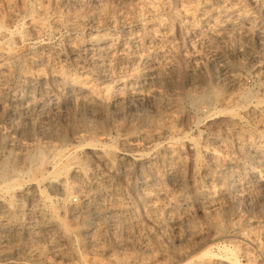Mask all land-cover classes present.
Listing matches in <instances>:
<instances>
[{"label": "rangeland", "instance_id": "rangeland-1", "mask_svg": "<svg viewBox=\"0 0 264 264\" xmlns=\"http://www.w3.org/2000/svg\"><path fill=\"white\" fill-rule=\"evenodd\" d=\"M199 1H201V2H199ZM211 3H212V5H211ZM226 5H227V7H226ZM208 6H210V9ZM150 7L152 8V10ZM239 7H241V8H239ZM135 8H136V11H135ZM202 8H203V10H202ZM205 8L207 11L205 10ZM221 8H223V9H221ZM130 9H131V11H130ZM239 9H241V10L239 11ZM10 10L13 12V14ZM119 10H121V11H119ZM235 11H236V13H235ZM41 12H42V16H41ZM104 12L105 13L107 12V13L105 14ZM121 12H123V14ZM210 12L213 14H211ZM222 13H224V14H222ZM191 14H193V15H191ZM242 14H244V15H242ZM102 15H104V16H102ZM122 15H123V17H122ZM99 16L100 17L102 16L104 19L100 18ZM125 17H126L127 21L124 19ZM231 17L234 19H232ZM99 18L101 21L103 19V22H101L99 20ZM128 18H130V19H128ZM96 19L98 22L99 21L100 22L98 23L96 21ZM91 20H93V21H91ZM94 20L97 22V24H101V25L97 26V24H92V23H96ZM200 20L203 21L204 23H202ZM87 21H89V22H87ZM119 21H120V23H119ZM37 22H38V24H37ZM74 22H76V23H74ZM108 22H109V24H108ZM121 22L123 23L122 24L123 26L121 25ZM165 22H167V24ZM70 23H73L75 26L73 24H70ZM102 23L103 24L106 23V24L103 25ZM36 24H37V26H36ZM77 24H78V27H77ZM146 24H148V25H146ZM95 25L97 27H95ZM124 25H125V27H124ZM75 27H77V28H75ZM98 27H99V29H97ZM38 29H39V31H38ZM135 29H137V30H135ZM214 29H216V30L219 29L221 34L225 33L224 34L225 36L222 34V36L220 38L219 37L214 38L215 36L212 34V31H214ZM3 30L5 31V33H3L4 32ZM160 30H161V32H160ZM163 30H165V31H163ZM263 30H264V0H239V1L238 0H234V1L233 0H225V1L224 0H221V1L220 0H139V1L138 0H117V1L116 0H103V1L102 0H0V42H1L0 43V49H1L0 55H2V56H0L1 57L0 60H2L3 58L7 59V60L3 59L5 61V64H4L5 66L3 65L2 68L4 69V67H5L4 70H5V72L8 73L7 85H10V86L12 85V87H14L13 91H11L14 94L10 92L11 93L10 95H12L16 99L23 98L24 95L26 94V91H27V87H28V83H29L28 81H30L29 79H32L31 82H33L35 84V86H37L38 90H41L43 88L42 93L40 95V98H41V100L44 99L43 100V102H45L44 107L46 106L45 108L48 110V113L50 112L46 116L47 118L46 117L42 118L41 119L42 121H40V122H42L46 127L49 126L52 128V125H53L52 129H53V131H55L57 133L59 131L64 132L65 131L64 129L67 128L68 130L66 129L65 134L63 133L65 135V139L63 141V142H65V144L75 145L78 143L85 142L87 140H93V141L95 140L101 144H105L108 146L110 144L112 145L113 152L108 153L107 157L111 161H114L113 166H105L104 163H102L103 161H101L100 158L97 157V153L90 151V149L87 147H84L81 150V152H82L81 155H84L86 157L87 166L88 165H100L104 172L110 173L111 175L113 174L112 176H115L113 178L116 181L117 191L119 192V193H116L117 197L119 196V198H118L119 202L115 206L120 208V211L124 210L121 212V215L122 214L123 215L121 216V224L118 228H114V226L111 223H109L108 221L106 222L105 229L99 234V237H97L98 240H96L95 247H94V245L90 247V246L84 244V242L80 239L79 230L82 228H85L87 226L86 223L85 224H84V222L81 223V221H73L72 222L68 219L70 221V223L72 222L71 223L72 226H71L69 221L65 217H61L64 222L66 221L65 222L66 224L68 223L67 227L69 229L67 230L68 232L66 231L65 235L62 236L63 240L61 239V241H59V243L61 244L60 245V247H61L60 253L58 252L59 254L55 253L54 251L51 250L50 245H49L50 244L49 239H47L45 237L40 238V240H36V241L24 240L23 238L17 239V240L14 239V240H11V242H10L9 246H10L11 252L7 253L8 256L6 254L0 253L2 255V257L0 255V264H22V263L23 264H29V263L30 264H112V263L113 264H145V263L146 264H188V263L189 264H198L199 262H200L199 264H227L225 251L221 248L222 244H227L231 249H234L235 251H237L236 253L238 256V260L241 264H264V168H263L264 167V161H263L264 160V153H263L264 152V136H263L264 135L263 134L264 133L263 132L264 131V124H263V122H264V120H263L264 119L263 118L264 117V115H263L264 109L258 110L259 114L257 115L259 118L262 119L261 120L262 123L257 122L256 117H253L252 115L248 114L249 117H247L248 115L244 110H242V109L239 110L240 120L238 123L239 124L238 128L241 127L242 130L239 129V131L242 133L241 136L243 137V142L239 146V145H236V141H235L234 136L232 137V135L226 134L222 131H219L218 133H216L217 135L212 136L211 128H209V125L206 124L207 123L206 121H203V117H204L205 113L207 111H209L210 109H212V108L218 109L219 106L222 108H225V107L229 108L231 106H235L239 99L237 97H234V98H231V100H229L228 102L220 101L218 96L216 95L217 94L216 92H218L219 90L217 88L215 89L216 84L212 81H210V82L207 81V83H205L206 86L204 85L205 86L204 92L212 93V96L210 97L209 101H206L204 103H203V101H200V103H198V105H196L193 102H191V99L188 97V94H187L188 92H193V90H194V88H192V85L189 83V80L187 78V77H189L191 72L193 73L195 71V69H198V68L201 69V67L203 65V67L201 69L203 75H205L206 77H209V75L212 76L211 75V69H209L210 63L213 59H215V58L217 59L218 55H221L224 58L225 62L229 65V67L231 69H234L233 71L235 73L238 72V74L237 73L236 74L242 79V81L245 80L244 85H246V84L248 85V86L246 85V87L250 88L257 96L264 97V83H263L264 81L261 78V73H259L258 71H256V69L253 68L252 63L250 64V62H253L252 58L256 57V59L258 58L259 60H261V58H262L263 60H261V63H263V65H264V62H263L264 61V39H263L264 38L263 37L264 31ZM222 31H224V32H222ZM104 32H106L105 35L103 34ZM124 32H125V34H124ZM128 33L129 34L131 33V34L129 35ZM163 33H164V35H163ZM166 33L167 34L169 33V34L166 35ZM20 34H21V36H20ZM94 34H96L95 39H94V37H95ZM119 34H120V36H119ZM260 34H262V35H260ZM102 35H104V36H102ZM238 35H240V36H238ZM18 36H20V38ZM158 36H160L161 38L160 37L158 38ZM245 36L249 37L250 40L248 38H246ZM258 36H260V37H258ZM140 37H141V39H140ZM106 38H108V39L106 40ZM157 38H158V40H157ZM13 39H15V41ZM138 39L140 41V44H139ZM197 39H198V41H197ZM83 40L87 41V42H83ZM88 40H89V42H88ZM232 40H234L236 43ZM12 41H14V42H12ZM217 41H219V42H217ZM148 42H149V44H147ZM161 42L163 43V45ZM221 42H223V44ZM69 43H72V44H69ZM101 43L104 45H101ZM240 43H241V45H240ZM243 43H244V45H243ZM141 44H142V46H141ZM206 44H208V45H206ZM258 44H260V45H258ZM12 45H13V47H12ZM70 46L71 47L74 46L76 49L75 50L76 52L70 51L71 50ZM207 46H208V51H207ZM222 46H223V48H222ZM85 47H87V48H85ZM140 47H142V48H140ZM233 47H235L236 49H239L241 51H244L245 48H246V50L248 49V51H247V52H249L248 55L252 56V57H249L247 55V57H248L247 59L249 61L246 59L245 54L244 55H237L236 57H232L230 55V53H228L229 52L228 48L230 50V48H233ZM16 48H17V51H16ZM160 48L162 50H160ZM164 48L166 50H164ZM221 48L224 51H222ZM7 49H9V51H7ZM12 49H14V50H12ZM109 49H110V51H109ZM98 50L101 52H99ZM115 50H116V52H115ZM133 50L134 51L136 50V51L134 52ZM10 51H12V52H10ZM108 51L110 53H111V51L114 53L110 54ZM107 52H108V54H107ZM10 53H13V54L11 55ZM74 54L77 57H74L75 56ZM80 54H83V55H80ZM87 54H89V55H87ZM154 54H155V56H154ZM171 54H172V56H171ZM161 55H162V58H161ZM260 55H262L261 58H260ZM144 56H146V57L148 56V59L150 61H152L153 64H156V66L161 71V74H160L161 76L167 75V73L169 72V70H167V69H169L170 66L172 68L175 67V69H177V70L181 69V70L177 71V73H176L177 75L175 77V79L178 77H179L178 79H180V80L176 79L178 86H176L177 85L176 84L173 87V89L175 88L174 90H176V91H174L173 89H169V87H167V86L161 87V89H163L162 90V92H163L162 94H164L163 97L165 99H168L167 97L170 96V98L168 100L172 101L171 105L167 106L168 108L167 107L162 108V112L164 114H166V116H168L167 121H169L171 118L175 119L173 121L174 123L172 122L173 124L169 123V122L168 123L164 122L167 125L164 123H161L160 125L159 124H153V125L151 124L150 125V123H147V122L142 123L144 121V118H143L144 116H146V115H148L146 117H149L150 115L153 116V113H154V111H151V110H153V108L149 104L148 105L146 103L143 104V102L142 103L139 102V103H141V105L139 103H138V105H137V103H134L132 106L129 105V107H127L128 104L123 103V104H121V106L118 105L119 106V108L117 107L118 109L115 108L116 106H114V108H113L112 107L113 105H109V106H106L104 108V110H106V111L103 110L104 113H102V115H99L97 113L94 115L93 112L92 113L87 112V111L82 110L78 107H73L70 104L71 99H69L68 94H66L65 92H66L67 86H69V84H71L72 81L74 83H78L81 80L82 82H84V84L86 82V85L88 87H90V89L92 91H94L93 92V93H95L94 95L98 99H101V100H104L106 98L109 99L111 97L110 100L113 101V100L119 98V96L125 95L126 93L128 94L131 91L136 90V87L138 86V81L140 79H142L143 74H145V72H146L145 68L143 67V65L141 63V62H143V59L145 58ZM152 56H154L155 60ZM73 57H74V59H73ZM118 57H121V59L118 60ZM133 57L135 58V60H132V59H134ZM142 57H144V58H142ZM207 57L211 58L212 60L208 59ZM237 57H240V58H237ZM75 58H77L78 60L76 61ZM111 58L114 59V61H112L113 62L112 67H114V68L111 67L112 69L110 68L108 71L105 72L103 68H105L104 66L106 64L111 63V62H109V60ZM229 58H231V59L233 58V60H231ZM235 59L237 61H235ZM8 60H10V61H8ZM45 60H48V61H45ZM49 60L52 61L53 63L50 62ZM136 60L138 62H136ZM193 60H194V62L192 63ZM107 61H108V63H107ZM118 61H120L121 65L118 64ZM232 61H233V63H232ZM36 62H39V63H36ZM93 62H95L98 65H96ZM101 62H102V64H101ZM122 62L123 63L125 62L126 64L124 65ZM134 62H136L137 64H135ZM42 63L45 66H43ZM46 63H48V64H46ZM56 63L58 65V67H56L57 66ZM74 63H76V65H77L76 67H75ZM116 63L118 65H116ZM79 64H80V66H79ZM114 64H115V66H114ZM9 65H11V66H9ZM53 65H56V66H53ZM93 65H94V67H93ZM111 65H112V63H111ZM230 65H232V66H230ZM233 65L235 68L233 67ZM34 66L37 69H35ZM84 66H86V67H84ZM118 66H120V68H118ZM123 67H124V69H123ZM134 67H135V70L133 69ZM31 68H33L34 70ZM63 68H65V69H63ZM73 68H75L74 69L75 71L73 70ZM99 68H100L101 72H100ZM172 68H170V69H172ZM251 68H253V69H251ZM115 69H116V71H115ZM36 70H39V71H36ZM91 70H92V72H91ZM111 70H112L113 74H110ZM118 70H119V72H118ZM124 70H125V72H123ZM188 70H190V72ZM67 71H69V72H67ZM72 71H73V74H72ZM96 72L99 74H97ZM107 72H109L108 78H107V76H105V75H107ZM207 72H208V76H207ZM27 73H28V75H27ZM29 73H32V74H29ZM179 73H180V75H179ZM257 73L260 76L261 80L259 79V76H257ZM38 74L39 75L45 74L44 76L48 79V82L43 85L44 87L41 85H37V79L39 78ZM87 74H89V75H87ZM103 74H104V77H103ZM218 74L219 73L215 74V76H217V78L215 77V79H218L221 77L220 74H219V76H218ZM33 75H34V78H33ZM115 75H116V77H115ZM13 76H15L16 78L14 77V79H13ZM87 77H88V79H87ZM58 78H59V80H58ZM123 78H124V80H123ZM90 79H91V81H90ZM108 79H109V81H108ZM135 80H137L136 81L137 83L135 82ZM179 81H180V84L178 83ZM122 82H123V84L121 85ZM18 83H19V85H18ZM59 83H61V85ZM55 85H56V87H55ZM250 85H252V86H250ZM2 86H5V84ZM47 87L52 89V90L48 89ZM21 88H22V90L24 89L23 90L24 92L21 90ZM191 89H192V91H191ZM257 90H258V92H256ZM49 91H51V92H49ZM171 92L173 95H176V96L173 97L172 94L170 95ZM110 93L111 94L113 93L112 94L113 96ZM119 93H121V94H119ZM114 94L115 95L117 94V95L114 96ZM198 94H202V93L200 92ZM58 95H61V96L57 97ZM55 97L57 98V100L59 99L58 100L59 101L58 106H56V105L54 106V104L51 103V98H55ZM171 97H173V98H171ZM214 97H217V99ZM7 98H8V100H7ZM9 98L10 97H2L3 101L5 100V102H3V101L2 102L7 105ZM174 98H178V99H174ZM220 102H222L224 106ZM63 104L66 107H64ZM233 104H235V105H233ZM49 106H51V107H49ZM120 107H122V108H120ZM56 108H58V110ZM129 108L130 109L132 108V110H130ZM175 108L177 109L178 113L176 112ZM145 109H147V110H145ZM1 111H0V114H2V115L0 118V136H3L4 134H7V132L9 131V125L7 126V124L9 123L7 117H9V115H8V113H6V114L3 113L4 112L3 110H1ZM168 111H170V112H168ZM61 112H63V113L66 112V113L62 114ZM260 112H262V114ZM80 113L83 116H81ZM57 114H59V115H57ZM136 114H137V116H136ZM138 114L140 116H143V115L144 116L140 118V116ZM169 114L171 115L170 119H169V117H170ZM225 114L226 113H220V114L218 113L213 117V119H217L218 117L222 118L225 116ZM5 115H6V117H5ZM57 116L61 119H59ZM107 116H109V118ZM48 117H50V118L48 119ZM5 118L7 119V121ZM84 118L86 119V122H88V121L90 122V123L88 122L89 125L93 126L92 130H89L88 126H86L87 123L85 122ZM125 118H126V120H125L126 122H123ZM195 118H197V119H195ZM3 119L5 121H2ZM102 119L104 120V125L102 124L103 123ZM131 119H132V121H131ZM133 119L136 121L135 123H134ZM249 119H251V121ZM60 120H62V122ZM92 120H93V123L95 125L92 124ZM178 120L179 121L181 120L180 123ZM194 120H197L198 122L195 121L196 122L195 123ZM68 121H70V122H68ZM75 121H76V125H75ZM108 121H110L111 123ZM182 121H183V123H182ZM58 122L60 123V125H58L59 124ZM80 122H82L84 124H82ZM100 122H102V123H100ZM127 122H128L129 127L123 126V125H127ZM132 122L134 123L133 124L134 128L132 126ZM252 122H254V123H252ZM255 122H257V123L255 124ZM56 123H58V124H56ZM77 123L79 126L77 125ZM106 123L110 126H113L115 124L117 127L114 125L113 128L111 127V129H114V130H110V126H108ZM99 124L101 127L99 126ZM118 124L120 125V127H118L119 126ZM144 124H147V125L144 126ZM163 124H164V126H163ZM71 125H72V127H74V126H77V127H75V129H71L72 128ZM172 125H174V126H172ZM259 125L261 126L260 127L261 129L259 128ZM64 126H66V127H64ZM131 126H132V131H129ZM137 126H139L138 129H137ZM248 126H249V128H248ZM6 127H8V129ZM57 127H59L60 130H57L58 129ZM122 127L123 128L126 127L127 129L126 128L123 129ZM143 127L144 128L147 127V128H145L146 130ZM82 128H83V130H82ZM255 129H256V131H255ZM147 130L150 132H148ZM183 130L185 133L183 132ZM81 131H82V133H80ZM126 131H128V132H126ZM161 131H162V133H161ZM181 131H182V133H181ZM207 131L210 132L211 135ZM90 132H92V133H90ZM111 132H112V134H111ZM139 132L140 133L147 132V133L151 134V135L149 134V136H148V140H149V138L151 140V141H149V145L151 146V148L149 145H148L149 147H146V145H144L145 143L142 142V140L140 138L141 134ZM199 132H201V133L199 134ZM66 133H67V135H66ZM101 133L103 136L101 135ZM127 133H129V134H127ZM154 133H156V135ZM159 133H161V134L159 135ZM165 133H167V134H165ZM255 133L258 136H256ZM106 134H108V135H106ZM130 134L132 135L133 138H135V136H136V139L134 141L136 142L137 147L135 149H133L135 152L131 150V151H128L127 153H125L124 152L125 150H123V148H124L123 142L126 140V138H127V140L132 138ZM182 134H184V135L181 136ZM124 135H127V136H124ZM205 135L207 137L209 136V137H214L215 139L217 138L216 140L220 143L219 144L217 142L219 146L214 147L210 144L209 145L207 143L205 144V142L203 140L204 137H206ZM220 135H221V137H220ZM67 136H68V138H67ZM79 136H80V138H79ZM83 136H85V137H83ZM186 136L188 139L185 138ZM190 136H192V137H190ZM250 136H251V139H250ZM75 137L78 139H76ZM154 137H155V139H154ZM183 137H184V139H182ZM35 138L37 140L34 139L33 144H35V143H36L35 145H44L45 144V142H43V140L44 141L46 140L44 137H43L44 139L42 138L43 140H41L40 135H36ZM84 138L86 140H84ZM92 138H94V139H92ZM168 138H170L171 140L170 139L167 140ZM174 138H176V139H174ZM195 139L198 142L195 141ZM244 139H245V141H244ZM231 140H233V141H231ZM254 140H255V142H254ZM0 141H1L0 142V155L4 158L6 157L8 159H10V158L12 159L13 154H11L9 152V150L4 147L3 141L1 140V138H0ZM48 141H49V138H48ZM193 141H195V142H193ZM49 142H50L49 144H51L50 146H53L54 144L58 143L53 138H50ZM137 142H139V143H137ZM114 143H117V145ZM249 143L251 144L250 146H249ZM256 143H258V144H256ZM194 144H196V145H194ZM232 145H234V146H232ZM164 146H165V148H164ZM179 146H180V148H179ZM194 146H195V148H194ZM206 146H207V148H206ZM188 147H190V148H188ZM196 147H198V148H196ZM257 147H258V149H257ZM166 148L167 149L172 148V150H174V152L176 154L178 153L177 154L178 159L179 160L182 159L181 160L183 162L182 167H181L182 169H180L177 172L179 174L178 179H180V181L174 180V178L172 176L173 172L171 170L169 163L168 162L166 163V161L162 160L161 155L163 154V150H165ZM204 148H206V149H204ZM119 149H120V151H119ZM154 149H156V150H154ZM190 149H191V151H190ZM232 149H234L235 151H233ZM253 149H257V151H258L257 157H254V155H253L254 154ZM2 150H3V152H2ZM136 150L138 151V153ZM145 151H147V152L145 153ZM199 151H201V152H199ZM209 151L214 153V155H216V157L214 159L210 158L207 155V154H209ZM244 151H246V152H244ZM190 152L191 153L193 152V153L190 154ZM156 153L159 155H157ZM109 154L111 155V157ZM117 154H118V157H117ZM196 154H197V156H196ZM113 155H114V157H113ZM148 155H149V157H148ZM247 155H249V157ZM157 157H158V159H155ZM189 157H190V159H188ZM246 157L248 159H246ZM118 158H120V159H118ZM128 158H129V161H128ZM131 158H133V159H131ZM235 158H236V162H235ZM96 159L97 160L99 159L98 162L95 161ZM138 159H140V160H138ZM228 159H230V160H228ZM254 159L256 160V162ZM194 160H195V162H194ZM199 160H201V161H199ZM214 160H216V161H214ZM221 160L224 162H222ZM239 161H240V163H238ZM250 161H251V163H250ZM147 162H149V163H147ZM121 163H122V165H121ZM128 163H129V165H128ZM137 163L139 165L142 164L144 166L143 167L144 170H145V168H146L145 166L147 164L150 165V168L153 167L152 169H150L148 167V178L150 180V181H148V184L151 182L150 183L151 185L146 184V185L139 186L136 184V181H137L136 180V172L139 168V165ZM198 163H199V165H198ZM235 163H237V164H235ZM119 164H120V167H119ZM126 164L128 166H126ZM136 165L138 167H136ZM244 165H245V167H243ZM187 166H188V168H186ZM233 167H235V168L232 169ZM108 168L111 171H109ZM130 168H132V169H130ZM158 168H160V169H158ZM165 168H166V170H165ZM202 169L207 171V172L202 171ZM209 169L211 171L212 170L213 171L211 172ZM151 172H152V176L150 175ZM181 172H182V174H181ZM188 172H189V174H188ZM128 173H130V174H128ZM160 173H162V174H160ZM234 173H236V174H234ZM174 174H175V172H174ZM211 175H212V177H211ZM202 176H203V178H202ZM223 176L226 178H224ZM68 177L69 176H67L66 178L68 181H70L71 178L70 177L68 178ZM131 177H132V179H131ZM238 178H240V179H238ZM170 179H171V181H170ZM211 179H212V182L210 181ZM128 181H129V183H128ZM156 181H157V183H156ZM130 183H131V185H130ZM205 183H206V185H205ZM213 184H214L215 188L213 187ZM125 186H127V187H125ZM180 186L183 188H181ZM148 187H150V188H148ZM164 188H165V190H164ZM212 188H214V190ZM138 189H139V191H138ZM217 189H218V191H217ZM226 189H228V190H226ZM147 190H149L150 192L148 191V193L151 194L149 199L147 197L145 198V196H144V193ZM152 190H153V192H152ZM212 191H213V193H212ZM214 191H215V193H214ZM75 193H77V194H75ZM161 194H163V196ZM83 195H84V193H82V192H74V193L72 192L70 194V196L68 197V199L64 201V205L68 206L70 203L71 204L79 203V200L82 201L85 198V195L84 196ZM173 196H175V197H173ZM180 197L182 199H180ZM120 199H122V200H120ZM68 200H70V201H68ZM206 200H207V202H205ZM202 203H204V205H202ZM168 204H170V206ZM50 205L51 204L49 203V201L44 202V206H45L44 208L46 211H48L51 207L54 208V205H51V206ZM161 206H162V208H161ZM159 208H160V210H159ZM126 209H127V211H126ZM129 210L132 213L131 212L128 213ZM12 211L13 210H11L10 214L8 213L7 217H5L8 221V224L10 225V227H14L15 222L18 226H23L25 224V221H24L25 217H23V216L20 217V215H19V217L17 216L18 218H16V213H14V212L12 213ZM184 211H185V213H184ZM157 212H158V214H157ZM217 212H218V214H216ZM186 213H187V215H185ZM226 213H228V215ZM162 215H163V217H162ZM211 218H212V220H211ZM164 219H166V220H164ZM163 222H164V224H163ZM122 223L126 224V226ZM122 225H124V226H122ZM125 228H127V229H125ZM101 234L104 237H102ZM69 237H70V239H69ZM77 238H78V240H77ZM101 238H103V240ZM74 239H76V240H74ZM122 239H123V242H122ZM44 240H45V242H44ZM64 240H66V241H64ZM107 241H108V243H107ZM214 243H216V244L214 245ZM211 244L214 245L211 248V253H215V255L213 257L208 258L206 256L203 258V257L199 256V257H194L192 259L187 260L194 253H196V251L201 246H207V245L209 246ZM40 246H42V247H40ZM31 247H33V248H31ZM14 249H16V250H14ZM222 250L224 252H222ZM192 252H194V253H192ZM33 254H37L40 257H36L35 255L33 256ZM9 255H11V257ZM31 256H33V257H31ZM85 256H87V257H85ZM220 256L222 259L220 258ZM34 257L36 260L34 259ZM8 259H10V260H8ZM221 260H223V261H221Z\"/></svg>", "mask_w": 264, "mask_h": 264}, {"label": "bare ground", "instance_id": "bare-ground-1", "mask_svg": "<svg viewBox=\"0 0 264 264\" xmlns=\"http://www.w3.org/2000/svg\"><path fill=\"white\" fill-rule=\"evenodd\" d=\"M103 1V0H102ZM117 1V0H116ZM139 1V0H138ZM221 1V0H220ZM225 1V0H224ZM234 1V0H233ZM239 1V0H238ZM114 2V1H113ZM121 2V1H120ZM147 2V1H146ZM198 2V1H197ZM196 2V3H197ZM201 2V1H199ZM203 2V1H202ZM209 2V1H208ZM241 2V1H240ZM58 3V2H57ZM89 3V2H88ZM111 3V2H110ZM117 3V2H116ZM115 3V4H116ZM133 3V2H132ZM195 3V4H196ZM210 3V2H209ZM221 3V2H220ZM102 4V3H101ZM112 4V3H111ZM125 4V3H124ZM134 4V3H133ZM139 4V3H138ZM146 4V3H145ZM202 4V3H201ZM222 4V3H221ZM44 5V4H43ZM106 5V4H105ZM209 5V4H208ZM212 5V3H211ZM210 5V6H211ZM219 5V4H218ZM234 5V4H233ZM9 6V5H8ZM39 6V5H38ZM104 6V5H103ZM127 6V5H126ZM150 6V5H149ZM210 6L209 9H210ZM263 6V5H262ZM15 7V6H14ZM141 7V6H140ZM139 7V8H140ZM148 7V6H147ZM186 7V6H185ZM206 7V6H205ZM220 7V6H219ZM227 7V5H226ZM12 8V7H11ZM44 8V7H43ZM101 8V7H100ZM149 8V7H148ZM151 8V7H150ZM181 8V7H180ZM198 8V7H197ZM207 8V7H206ZM205 8V10H206ZM241 8V7H239ZM121 9V8H120ZM184 9V8H183ZM208 9V8H207ZM212 9V8H211ZM223 9V8H221ZM2 10V9H1ZM101 10V9H100ZM152 10V8H151ZM190 10V9H189ZM203 10V8H202ZM241 9H239L240 11ZM245 10V9H244ZM11 11V10H10ZM42 11V10H41ZM121 11V10H119ZM124 11V10H123ZM128 11V10H127ZM131 11V9H130ZM135 11H136V8H135ZM142 11V10H141ZM192 11V10H191ZM190 11V12H191ZM207 11V10H206ZM238 11V10H237ZM12 12V11H11ZM125 12V11H124ZM129 12V11H128ZM144 12V11H143ZM189 12V11H188ZM213 12V11H212ZM105 13V12H104ZM107 13V12H106ZM105 13V14H106ZM123 14V12H121ZM127 13V12H126ZM133 13V12H132ZM135 13V12H134ZM140 13V12H139ZM145 13V12H144ZM211 13V12H210ZM209 13V14H210ZM216 13V12H215ZM221 13V12H220ZM228 13V12H227ZM226 13V14H227ZM236 13V11H235ZM239 13V12H238ZM13 14V12H12ZM44 14V13H43ZM103 14V13H102ZM125 14V13H124ZM128 14V13H127ZM146 14V13H145ZM213 14V13H211ZM224 14V13H222ZM246 14V13H245ZM99 15V14H98ZM130 15V14H129ZM193 15V14H191ZM196 15V14H195ZM200 15V14H199ZM233 15V14H232ZM231 15V16H232ZM244 15V14H242ZM10 16V15H9ZM14 16V15H13ZM41 16H42V12H41ZM104 16V15H102ZM100 17V18H103V17ZM142 16V15H141ZM208 16V15H207ZM26 17V16H25ZM48 17V16H47ZM59 17V16H58ZM108 17V16H107ZM123 17V15H122ZM130 17V16H129ZM191 17V16H190ZM242 17V16H241ZM41 18V17H40ZM93 18V17H92ZM96 18V17H95ZM94 18V19H95ZM99 18V20H100ZM222 18V17H221ZM232 18V17H231ZM236 18V17H235ZM240 18V17H239ZM104 19V18H103ZM103 19L101 22H103ZM106 19V18H105ZM126 20V17L124 18ZM130 19V18H128ZM190 19V18H189ZM200 19V18H199ZM214 19V18H213ZM234 19V18H232ZM119 20V19H118ZM124 20V21H125ZM140 20V19H139ZM242 20V19H241ZM86 21V20H85ZM90 21V20H89ZM87 21V22H89ZM93 21V20H91ZM95 21V20H94ZM97 21V19H96ZM95 21V22H96ZM99 21V22H100ZM105 21V20H104ZM111 21V20H110ZM117 21V20H116ZM123 21V20H122ZM127 21V20H126ZM201 21V20H200ZM238 21V20H237ZM98 22V21H97ZM96 23H92V24H97ZM98 22V23H99ZM107 22V21H106ZM131 22V21H130ZM161 22V21H160ZM202 23H204L203 21H201ZM212 22V21H211ZM210 22V23H211ZM229 22V21H228ZM76 23V22H74ZM120 23V21H119ZM147 23V22H146ZM150 23V22H149ZM148 23V24H149ZM167 24V22H165ZM236 23V22H235ZM38 24V22H37ZM36 24V26H37ZM70 24H73V23H70ZM103 24V23H102ZM106 24V23H104ZM103 24V25H104ZM109 24V22H108ZM112 24V23H111ZM123 23L121 22V25ZM146 24V25H148ZM153 24V23H152ZM191 24V23H190ZM201 24V23H200ZM199 24V25H200ZM220 24V23H219ZM35 25V24H34ZM41 25V24H40ZM74 25V24H73ZM85 25V24H84ZM98 25H101V24H97ZM128 25V24H127ZM165 25V24H164ZM188 25V24H187ZM211 25V24H210ZM217 25V24H216ZM243 25V24H242ZM246 25V24H245ZM14 26V25H13ZM39 26V25H38ZM44 26V25H43ZM75 26V25H74ZM73 26V27H74ZM95 25V27H97ZM123 26V25H122ZM162 26V25H161ZM201 26V25H200ZM226 26V25H225ZM233 26V25H232ZM231 26V27H232ZM238 26V25H237ZM252 26V25H251ZM77 27H78V24H77ZM75 27V28H77ZM125 27V25H124ZM147 27V26H146ZM163 27V26H162ZM161 27V28H162ZM168 27V26H167ZM4 28V27H3ZM57 28V27H56ZM72 28V27H71ZM74 28V29H75ZM143 28V27H142ZM201 28V27H200ZM221 28V27H220ZM99 29V27L97 28ZM96 29V30H97ZM163 29V28H162ZM161 29V30H162ZM232 29V28H231ZM241 29V28H240ZM137 30V29H135ZM156 30V29H155ZM160 30V32H161ZM166 30V29H165ZM163 30V31H165ZM169 30V29H168ZM223 30V29H222ZM236 30V29H235ZM4 31V30H3ZM7 31V30H6ZM14 31V30H13ZM39 31V29H38ZM37 31V32H38ZM95 31V30H94ZM139 31V30H138ZM204 31V30H203ZM264 31V30H263ZM35 32V31H34ZM140 32V31H139ZM154 32V31H153ZM158 32V31H157ZM191 32V31H190ZM224 32V31H222ZM243 32V31H242ZM261 32V31H260ZM259 32V33H260ZM5 33V31L3 32ZM106 32H104L103 34L105 35ZM114 33V32H113ZM210 33V32H209ZM244 33V32H243ZM93 34V33H92ZM118 34V33H117ZM125 34V32H124ZM129 34V33H128ZM131 34V33H130ZM129 34V35H130ZM142 34V33H141ZM151 34V33H150ZM161 34V33H160ZM169 34V33H168ZM166 33V35H168ZM201 34V33H200ZM199 34V35H200ZM207 34V33H206ZM212 34L215 36L214 38H217V37H221L222 34L221 32L216 29H214V31H212ZM225 34V33H224ZM223 34V35H224ZM6 35V34H5ZM4 35V36H5ZM15 35V34H14ZM17 35V34H16ZM96 34H94L95 36ZM101 35V34H100ZM102 35V36H104ZM164 35V33H163ZM205 35V34H204ZM262 35V34H260ZM2 36V35H1ZM21 36V34H20ZM20 36H18L20 38ZM33 36V35H32ZM120 36V34H119ZM141 36V35H140ZM145 36V35H144ZM156 36V35H155ZM207 36V35H206ZM225 36V35H224ZM240 36V35H238ZM17 37V36H16ZM15 37V38H16ZM75 37V36H74ZM108 37V36H107ZM112 37V36H111ZM110 37V38H111ZM123 37V36H122ZM142 37V36H141ZM140 37V39H141ZM160 36H158L159 38ZM168 37V36H167ZM213 37V36H212ZM244 37V36H243ZM246 37V36H245ZM255 37V36H254ZM260 37V36H258ZM264 37V36H263ZM6 38V37H5ZM96 38V36L94 37V39ZM103 38V37H102ZM109 38V39H110ZM143 38V37H142ZM157 38V40H158ZM161 38V37H160ZM171 38V37H170ZM250 40L249 37H246ZM257 38V37H256ZM92 39V38H91ZM108 38H106L107 40ZM116 39V38H115ZM122 39V38H121ZM124 39V38H123ZM200 39V38H199ZM210 39V38H209ZM213 39V38H212ZM264 39V38H263ZM15 41V39H13ZM24 40V39H23ZM93 40V39H92ZM134 40V39H133ZM169 40V39H168ZM205 40V39H204ZM203 40V41H204ZM215 40V39H214ZM218 40V39H217ZM222 40V39H221ZM228 40V39H227ZM230 40V39H229ZM5 41V40H4ZM12 41V42H14ZM22 41V40H21ZM73 41V40H72ZM91 41V40H90ZM103 41V40H102ZM120 41V40H119ZM126 41V40H125ZM130 41V40H129ZM139 41V39H138ZM142 41V40H141ZM198 41V39H197ZM208 41V40H207ZM225 41V40H224ZM234 41V40H232ZM252 41V40H251ZM18 42V41H17ZM69 42V41H68ZM81 42V41H80ZM83 42H87V41H84ZM89 42V40H88ZM155 42V41H154ZM159 42V41H158ZM167 42V41H166ZM200 42V41H199ZM219 42V41H217ZM235 42V41H234ZM1 43V42H0ZM40 43V42H39ZM76 43V42H75ZM92 43V42H91ZM115 43V42H114ZM124 43V42H123ZM142 43V42H141ZM152 43V42H151ZM162 43V42H161ZM207 43V42H206ZM223 44V42H221ZM227 43V42H226ZM230 43V42H229ZM233 43V42H232ZM231 43V44H232ZM236 43V42H235ZM5 44V43H4ZM69 44H72V43H69ZM78 44V43H77ZM82 44V43H81ZM90 44V43H89ZM95 44V43H94ZM111 44V43H110ZM113 44V43H112ZM139 44H140V41H139ZM144 44V43H143ZM149 44V42L147 43ZM156 44V43H155ZM201 44V43H200ZM238 44V43H237ZM46 45V44H45ZM74 45V44H73ZM91 45V44H90ZM101 45H104L101 43ZM138 45V44H137ZM163 45V43H162ZM166 45V44H165ZM205 45V44H204ZM208 45V44H206ZM225 45V44H224ZM241 45V43H240ZM244 45V43H243ZM250 45V44H249ZM260 45V44H258ZM262 45V44H261ZM17 46V45H16ZM37 46V45H36ZM69 46V45H68ZM82 46V45H81ZM89 46V45H88ZM99 46V45H98ZM117 46V45H116ZM132 46V45H131ZM140 46V45H139ZM142 46V44H141ZM154 46V45H153ZM152 46V47H153ZM169 46V45H168ZM191 46V45H190ZM197 46V45H196ZM212 46V45H211ZM226 46V45H225ZM229 46V45H228ZM233 46V45H232ZM248 46V45H247ZM7 47V46H6ZM13 47V45H12ZM15 47V46H14ZM28 47V46H27ZM39 47V46H38ZM96 47V46H95ZM101 47V46H100ZM134 47V46H133ZM150 47V46H149ZM8 48V47H7ZM80 48V47H79ZM78 48V49H79ZM87 48V47H85ZM126 48V47H125ZM136 48V47H135ZM134 48V49H135ZM142 48V47H140ZM192 48V47H191ZM197 48V47H196ZM201 48V47H200ZM211 48V47H210ZM220 48V47H219ZM223 48V46H222ZM221 48V49H222ZM250 48V47H249ZM262 48V47H261ZM39 49V48H38ZM70 51L74 52L76 49L74 46H70ZM83 49V48H82ZM99 49V48H98ZM168 49V48H167ZM195 49V48H194ZM227 49V48H226ZM1 50V49H0ZM14 50V49H12ZM104 50V49H103ZM106 50V49H105ZM160 50H162L160 48ZM164 50H166L164 48ZM193 50V49H192ZM5 51V50H4ZM7 51H9V49H7ZM16 51H17V48H16ZM99 51V50H98ZM107 51V50H106ZM110 51V49H109ZM108 51V52H109ZM120 51V50H119ZM134 51V50H133ZM136 51V50H135ZM134 51V52H135ZM139 51V50H138ZM153 51V50H152ZM156 51V50H155ZM207 51H208V46H207ZM222 51H224L222 49ZM228 53H230V55L232 57H236L237 55H246V59L248 58L247 55L249 52L248 49L246 50V48L244 49V51H241L239 49H236L235 47L233 48H228ZM251 51V50H250ZM2 52V51H1ZM6 52V51H5ZM12 52V51H10ZM76 52V51H75ZM91 52V51H90ZM101 52V51H99ZM107 52V54H108ZM116 52V50H115ZM131 52V51H130ZM162 52V51H161ZM172 52V51H171ZM192 52V51H191ZM211 52V51H210ZM227 52V51H226ZM46 53V52H45ZM86 53V52H85ZM110 53V52H109ZM114 52L111 51L110 54H112ZM251 53V52H250ZM9 54V53H8ZM11 55L13 53H10ZM147 54V53H146ZM152 54V53H151ZM213 54V53H212ZM5 55V54H4ZM7 55V54H6ZM52 55V54H51ZM75 55V54H74ZM73 55V56H74ZM78 55V54H77ZM80 55H83V54H80ZM89 55V54H87ZM94 55V54H93ZM119 55V54H118ZM122 55V54H121ZM163 55V54H162ZM162 55H161V58H162ZM175 55V54H174ZM210 55V54H209ZM215 55V54H214ZM228 55V54H227ZM2 56V55H0ZM29 56V55H28ZM47 56V55H46ZM72 56V55H71ZM105 56V55H104ZM134 56V55H133ZM155 56V54H154ZM154 56H152L154 58ZM157 56V55H156ZM172 56V54H171ZM194 56V55H193ZM197 56V55H196ZM230 56V57H231ZM249 56V55H248ZM262 55H260V58H261ZM5 57V56H4ZM13 57V56H12ZM34 57V56H33ZM74 57H77L76 55ZM73 57V59H74ZM90 57V56H89ZM137 57V56H136ZM145 57V58H144ZM142 58L143 59V62L142 65L143 67L145 68V74H143V77L142 79H138V86L136 87V90L134 91H131L130 93H126L125 95H122V96H119V98L111 101V97L108 99H104V100H101V99H98L93 93L94 91H92L90 89V87H88L86 85V82L84 84V82H82L80 79V81L78 83H74L73 81L71 82V84H69V86H67L66 88V94H68V97L69 99H71V105L73 107H78L82 110H85L87 112H90V113H94V115L97 113L99 115H102V113H104V108L106 106H109V105H113L112 107L114 108V106H116L115 108H119V106H121V104H128L127 107H129V105H133L134 103H138L139 102H143L146 103L147 105L149 104L153 110L151 111H154L153 113V116H149V117H146V116H140L144 118V121L142 123H150V125L152 124H161V123H164V122H169V123H172L175 119L174 118H171V115L169 117V121H167L168 119V116H166V114H164L162 112V108L163 107H167L168 105H171L172 101L168 100L170 98L167 97L168 99H165L163 97L164 94H162V90L161 87L163 86H167L169 87V89H173V87L177 84V80L178 78L175 79L176 77V73L177 71L181 70H177L174 68H172L170 66V68L172 69H167L169 70V72L167 73V75L165 76H161V71L160 69L156 66V64H153L152 61H150L148 59V56H144ZM249 57H252V56H249ZM259 57V56H258ZM1 58V57H0ZM42 58V57H41ZM82 58V57H81ZM88 58V57H87ZM134 58V57H133ZM158 58V57H157ZM202 58V57H201ZM208 58V57H207ZM228 58V57H227ZM237 58H240V57H237ZM245 58V57H244ZM4 59V58H3ZM0 60V111L3 110L4 112L3 113H8L9 117L8 118V121L9 123L7 124V126L9 125V131L7 132V134H2L3 136H0L1 140L3 141V145L5 148H7L9 150V152L11 154H13L12 156V159H8V158H4L0 155V253L1 254H6L7 253H10L11 250H10V242L11 240H14V239H24V240H29V241H36V240H40V238H47L49 239V245H50V248L52 251H54L55 253H60V243L59 241H61V239L63 240L62 236L65 235V232L69 229L67 227L68 223L66 224L61 217H65L67 220L69 219L70 221H81L84 222V224L86 223V227L85 228H82L79 230V236H80V239L84 242V244L88 245V246H93L95 247V244H96V240L97 237H99V234L105 229V224L106 222L108 221L109 223H111L114 228H118L121 224V212L124 211H120V208L116 207L115 205L118 204L119 200V196L117 197L116 193H119L117 191V184H116V181L114 180L113 177L115 176H112L110 173H106L103 171L102 167L100 165H88L87 166V162H86V157L84 155H81L82 152L81 150L84 148V147H87L90 149V151H93L94 153H97V157L100 158L101 161H103L102 163H104L105 166H113V163L114 161H111L108 157H107V154L110 153V152H113V149H112V145L110 144L109 146L108 145H105V144H101L97 141H93V140H87L85 142H81L82 143H78V144H75V145H68V144H65L64 139H65V132H66V129H64L65 131L64 132H55L53 131V125H52V128L51 127H46L42 122L41 119L46 117L49 113H48V110L44 107V103L42 99L40 98V95L42 93V89L41 90H38L37 89V86H35V84L32 81V79H29L30 81H28V87H27V91H26V94L24 95L23 98H20V99H16L14 98L12 95H10L11 91H13V88L12 85H7V81H8V73L5 72V67L4 69L2 68L3 65L5 64V61L4 60H7L6 58L4 60ZM9 59V58H8ZM76 61L78 60L77 58H75ZM84 59V58H83ZM89 59V58H88ZM101 59V58H100ZM105 59V58H104ZM116 59V58H115ZM121 57H118V60H120ZM138 59V58H137ZM208 59H211V58H208ZM231 59V58H229ZM228 59V60H229ZM251 59V58H250ZM38 60V59H37ZM90 60V59H89ZM88 60V61H89ZM98 60V59H97ZM103 60V59H102ZM101 60V61H102ZM107 60V59H106ZM111 60V61H110ZM109 62L112 63H107L108 64H104L103 66L105 68L104 71H108L112 66H113V62L114 59H110ZM132 60H135L132 59ZM139 60V59H138ZM155 60V58H154ZM161 60V59H160ZM205 60V59H204ZM212 60V59H211ZM233 60V58L231 59ZM230 60V61H231ZM248 60V59H247ZM261 60H263L261 58ZM261 60H259L258 58L256 59V57L252 58V61L253 62H250V64L252 63L253 64V68L256 69V71H258L259 73H261V78L263 79L264 81V65L263 63H261ZM10 61V60H8ZM45 61H48V60H45ZM50 61V60H49ZM54 61V60H53ZM69 61V60H68ZM116 61V60H115ZM123 61V60H122ZM197 61V60H196ZM235 61H237L235 59ZM249 61V60H248ZM251 61V60H250ZM52 62V61H50ZM82 62V61H81ZM87 62V61H86ZM96 62V61H95ZM93 62V63H95ZM136 62H138L136 60ZM136 62H134L135 64H137ZM158 62V61H157ZM156 62V63H157ZM163 62V61H162ZM161 62V63H162ZM190 62V61H189ZM194 62V60L192 61V63ZM208 62V61H207ZM264 62V61H263ZM7 63V62H6ZM11 63V62H10ZM36 63H39V62H36ZM53 63V62H52ZM70 63V62H69ZM73 63V62H72ZM89 63V62H88ZM123 63V62H122ZM155 63V62H154ZM176 63V62H175ZM201 63V62H200ZM205 63V62H204ZM233 63V61H232ZM239 63V62H238ZM246 63V62H245ZM32 64V63H31ZM48 64V63H46ZM50 64V63H49ZM65 64V63H64ZM63 64V65H64ZM75 64V67L77 66L76 63ZM86 64V63H85ZM96 64V63H95ZM102 64V62H101ZM118 64L121 65L120 61H118ZM116 63V65H118ZM124 65L126 64L125 62L123 63ZM177 64V63H176ZM196 64V63H195ZM249 64V65H250ZM36 65V64H35ZM43 65V63H42ZM57 65V63H56ZM56 65H53V66H56ZM88 65V64H87ZM92 65V64H91ZM98 65V64H96ZM123 65V66H124ZM172 65V64H171ZM175 65V64H174ZM192 65V64H191ZM5 66V65H4ZM11 66V65H9ZM39 66V65H38ZM37 66V67H38ZM45 66V65H43ZM49 66V65H48ZM52 66V65H51ZM61 66V65H60ZM72 66V65H71ZM80 66V64H79ZM115 66V64H114ZM166 66V65H165ZM173 66V65H172ZM176 66V65H175ZM193 66V65H192ZM205 66V65H204ZM208 66V65H207ZM232 66V65H230ZM251 66V65H250ZM13 67V66H12ZM58 67V65L56 66ZM55 67V68H56ZM65 67V66H64ZM86 67V66H84ZM91 67V66H90ZM94 67V65H93ZM100 67V66H99ZM126 67V66H125ZM130 67V66H129ZM136 67V66H135ZM135 67L133 68L135 70ZM161 67V66H160ZM203 67V65H202ZM201 67V69H202ZM211 67V68H210ZM210 67L209 69H211V75H209V77H206L205 75H203L202 73V70L200 68L198 69H195V71L189 75L188 80H189V83L192 85V88H194L193 92H188V97L191 99V102H193L194 104L198 105V103H200V101H203L206 102V101H209L210 97L212 96V93H209V92H204L205 89L204 87L206 86L205 83H207V81H212L216 84L215 86V89L217 88L219 91L216 92L218 98L220 101L222 102H228L229 100H231V98H234V97H237L239 100L237 102V104H233L235 106H231V107H225V108H222L219 106V108H212L210 109L209 111H207L203 117V121H206L209 125V128H211V133H212V136L213 135H217L216 133H218L219 131H222L226 134H230L232 135V137L234 136L235 138V141H236V145H241L242 142H243V137L241 136V132L239 131L240 128H238V123H239V120H240V117H239V110L242 109L244 110L247 115H252L253 117H256V121L259 122V123H262V119L259 118L257 115L259 114L258 110L260 109H264V97H259L257 96L250 88L246 87V85H244V81H242V79L237 75L238 72H234L233 70L234 69H231L229 67V65L225 62L224 58L221 56V55H218V58L216 59H213L210 63ZM234 67V65H233ZM252 67V66H251ZM7 68V67H6ZM10 68V67H9ZM35 68V66H34ZM45 68V67H44ZM60 68V67H59ZM58 68V69H59ZM69 68V67H68ZM78 68V67H77ZM81 68V67H80ZM79 68V69H80ZM88 68V67H87ZM98 68V67H97ZM102 68V67H101ZM114 68V67H112ZM111 68V69H112ZM118 68H120V66H118ZM131 68V67H130ZM168 68V67H167ZM194 68V67H193ZM235 68V67H234ZM240 68V67H239ZM251 68V69H253ZM8 69V68H7ZM12 69V68H11ZM33 69V68H31ZM30 69V70H31ZM37 69V68H35ZM52 69V68H51ZM57 69V68H56ZM62 69V68H61ZM65 69V68H63ZM72 69V68H71ZM75 68H73L74 70ZM124 69V67H123ZM132 69V68H131ZM166 69V68H165ZM206 69V68H205ZM34 70V69H33ZM32 70V71H33ZM46 70V69H45ZM49 70V69H48ZM88 70V69H87ZM93 70V69H92ZM91 70V72H92ZM100 70V68H99ZM120 70V69H119ZM118 70V72H119ZM236 70V69H235ZM36 71H39V70H36ZM53 71V70H52ZM75 71V70H74ZM77 71V70H76ZM83 71V70H82ZM116 71V69H115ZM121 71V70H120ZM128 71V70H127ZM143 71V70H142ZM165 71V70H164ZM190 72V70H188ZM204 71V70H203ZM237 71V70H236ZM10 72V71H9ZM31 72V71H30ZM46 72V71H45ZM49 72V71H48ZM56 72V71H55ZM69 72V71H67ZM87 72V71H86ZM99 72V71H98ZM101 72V70H100ZM110 72V71H109ZM107 72V78H108V73ZM125 72V70L123 71ZM246 72V71H245ZM254 72V71H253ZM76 73V72H75ZM80 73V72H79ZM85 73V72H84ZM83 73V74H84ZM97 73V72H96ZM117 73V72H116ZM135 73V72H134ZM141 73V72H140ZM216 73H219L220 74V78L218 79H215V77L217 78V76H215ZM241 73V72H240ZM29 74H32V73H29ZM69 74V73H68ZM72 74H73V71H72ZM92 74V73H91ZM99 74V73H97ZM102 74V73H101ZM110 74H113L112 73V70H111V73ZM118 74V73H117ZM210 74V73H209ZM218 74V76H219ZM243 74V73H242ZM28 75V73H27ZM35 75V74H34ZM34 75H33V78H34ZM39 75V74H38ZM37 75V76H38ZM45 75V74H44ZM44 75H39L38 79H37V85H41L43 86L44 84H46L48 82V79L44 76ZM89 75V74H87ZM135 75V74H134ZM163 75V74H162ZM180 75V73H179ZM241 75V74H240ZM32 76V75H31ZM53 76V75H52ZM100 76V75H99ZM140 76V75H139ZM207 76H208V72H207ZM257 76L258 73H257ZM11 77V76H10ZM9 77V78H10ZM15 76H13V79H14ZM55 77V76H54ZM81 77V76H80ZM86 77V76H85ZM92 77V76H91ZM103 77H104V74H103ZM110 77V76H109ZM116 77V75H115ZM137 77V76H136ZM16 78V77H15ZM22 78V77H21ZM30 78V77H29ZM50 78V77H49ZM64 78V77H63ZM78 78V77H77ZM76 78V79H77ZM83 78V77H82ZM260 76H259V79L261 80ZM51 79V78H50ZM88 79V77H87ZM94 79V78H93ZM110 79V78H109ZM108 79V81H109ZM112 79V78H111ZM128 79V78H127ZM131 79V78H130ZM244 79V78H243ZM247 79V78H246ZM257 79V78H256ZM59 80V78H58ZM124 80V78H123ZM129 80V79H128ZM127 80V81H128ZM180 80V79H178ZM61 81V80H60ZM84 81V80H83ZM89 81V80H88ZM87 81V82H88ZM91 81V79H90ZM101 81V80H100ZM107 81V80H106ZM133 81V80H132ZM137 80H135L136 82ZM18 82V81H17ZM23 82V81H22ZM93 82V81H92ZM188 82V81H187ZM260 82V81H259ZM15 83V82H14ZM20 83V82H19ZM18 83V85H19ZM25 83V82H24ZM53 83V82H52ZM137 83V82H136ZM135 83V84H136ZM180 84V81L178 82ZM264 83V82H263ZM5 86H2L4 85ZM61 85V83H59ZM114 84V83H113ZM123 84V82L121 83V85ZM127 84V83H126ZM262 84V83H261ZM52 85V84H51ZM54 85V84H53ZM58 85V84H57ZM102 85V84H101ZM109 85V84H108ZM115 85V84H114ZM120 85V86H121ZM205 85V86H204ZM208 85V84H207ZM96 86V85H95ZM104 86V85H103ZM117 86V85H116ZM119 86V87H120ZM133 86V85H132ZM178 86V84L176 85ZM180 86V85H179ZM248 86V85H247ZM252 86V85H250ZM24 87V86H23ZM25 87V88H26ZM44 87V86H43ZM49 87V86H48ZM47 87V88H48ZM53 87V86H52ZM56 87V85H55ZM92 87V86H91ZM97 87V86H96ZM122 87V86H121ZM209 87V86H208ZM63 88V87H62ZM61 88V89H62ZM128 88V87H127ZM130 88V87H129ZM50 89V88H48ZM95 89V88H94ZM103 89V88H102ZM175 89V88H174ZM173 89V90H174ZM210 89V88H209ZM22 90V88H21ZM24 90V89H23ZM22 90V91H23ZM52 90V89H50ZM57 90V89H56ZM121 90V89H120ZM124 90V89H123ZM131 90V89H130ZM129 90V91H130ZM48 91V90H47ZM46 91V92H47ZM55 91V90H54ZM113 91V90H112ZM128 91V92H129ZM171 91V90H170ZM176 91V90H174ZM192 91V89H191ZM11 92V93H10ZM24 92V91H23ZM51 92V91H49ZM98 92V91H97ZM118 92V91H117ZM122 92V91H121ZM202 93V94H198V93ZM258 92V90L256 91ZM99 93V92H98ZM105 93V92H104ZM175 93V92H174ZM14 94V93H13ZM46 94V93H45ZM52 94V93H51ZM111 94V93H110ZM113 94V93H112ZM111 94V95H112ZM121 94V93H119ZM172 94V92L170 93V95ZM176 94V93H175ZM214 94V93H213ZM65 95V94H64ZM117 95V94H116ZM114 94V96H116ZM173 95V94H172ZM55 96V95H54ZM61 95H58L57 97H59ZM105 96V95H104ZM103 96V97H104ZM108 96V95H107ZM113 96V95H112ZM176 96V95H173V97ZM2 97H10L9 98V101L7 102V105L4 104L3 102H5V100L3 101ZM166 97V96H165ZM171 97V98H173ZM50 98V97H49ZM113 98V97H112ZM115 98V97H114ZM217 99V97H214ZM5 99V98H4ZM174 99H178V98H174ZM236 99V98H235ZM8 100V98H7ZM47 100V99H46ZM59 100V99H58ZM57 100V98H51V103L54 104V106H58L59 105V101ZM67 100V99H66ZM3 101V102H2ZM178 101V100H177ZM219 102V101H218ZM220 102V103H222ZM231 102V101H230ZM62 103V102H61ZM141 103H139L141 105ZM175 103V102H174ZM219 103V104H220ZM215 104V103H214ZM232 104V103H231ZM119 105V106H118ZM206 105V104H205ZM217 105V104H216ZM223 105V103H222ZM226 105V104H225ZM64 106V104H63ZM69 106V105H68ZM125 106V105H124ZM144 106V105H143ZM176 106V105H175ZM224 106V105H223ZM48 107V106H47ZM51 107V106H49ZM66 107V106H64ZM201 107V106H200ZM203 107V106H202ZM117 108V109H118ZM122 108V107H120ZM168 108V107H167ZM222 108V109H221ZM58 110V108H56ZM61 109V108H60ZM68 109V108H67ZM130 109V108H129ZM174 109V108H173ZM176 109V108H175ZM55 110V109H54ZM104 110V111H103ZM132 110V108L130 109ZM147 110V109H145ZM167 110V109H166ZM241 110V111H242ZM62 111V110H61ZM65 111V110H64ZM69 111V110H68ZM2 112V111H1ZM78 112V111H77ZM76 112V113H77ZM170 112V111H168ZM173 112V111H172ZM176 112H177V109H176ZM197 112V111H196ZM244 112V113H245ZM62 114L66 113V112H61ZM83 113V112H82ZM122 113V112H121ZM167 113V112H166ZM178 113V112H177ZM200 113V112H199ZM220 114V113H226L224 117L222 118H217V119H213V117L216 115V114ZM262 114V112H260ZM264 113V112H263ZM78 114V113H77ZM81 114V113H80ZM89 114V113H88ZM152 114V113H151ZM175 114V113H174ZM173 114V115H174ZM180 114V113H179ZM242 114V113H241ZM1 115L0 114V118H1ZM56 115V114H55ZM59 115V114H57ZM249 115L247 117H249ZM264 115V114H263ZM262 115V116H263ZM52 116V115H51ZM61 116V115H60ZM77 116V115H76ZM81 116H83L81 114ZM106 116V115H105ZM131 116V115H130ZM133 116V115H132ZM137 116V114H136ZM135 116V117H136ZM179 116V115H178ZM251 116V117H252ZM3 117V116H2ZM6 117V115H5ZM58 117V116H57ZM109 118V116H107ZM106 117V118H107ZM174 117V116H173ZM250 117V118H251ZM47 118V117H46ZM50 117H48L49 119ZM59 118V117H58ZM78 118V117H77ZM97 118V117H96ZM101 118V117H100ZM105 118V119H106ZM137 118V117H136ZM179 118V117H178ZM183 118V117H182ZM188 118V117H187ZM191 118V117H190ZM264 118V117H263ZM6 119V118H5ZM61 119V118H59ZM64 119V118H63ZM66 119V118H65ZM85 119V118H84ZM129 119V118H128ZM139 119V118H138ZM197 119V118H195ZM201 119V118H200ZM44 120V119H43ZM69 120V119H68ZM94 120V119H93ZM93 120H92V124L93 123ZM99 120V119H98ZM97 120V121H98ZM101 120V119H100ZM103 120V119H102ZM108 120V119H107ZM126 118L124 119L123 122H126L125 121ZM189 120V119H188ZM245 120V119H244ZM251 121V119H249ZM264 120V119H263ZM2 121H5L4 119ZM7 121V119H6ZM50 121V120H49ZM62 122V120H60ZM91 121V120H90ZM95 121V120H94ZM129 121V120H128ZM132 121V119H131ZM130 121V122H131ZM134 123L136 122L134 119H133ZM179 121V120H178ZM181 121V120H180ZM179 121V123H180ZM198 122L197 120H194V122ZM261 121V122H260ZM44 122V121H43ZM51 122V121H50ZM64 122V121H63ZM66 122V121H65ZM70 122V121H68ZM85 122H86V119H85ZM89 122V121H88ZM86 122V126H88L89 130H92L93 126L89 125V123ZM110 122V121H108ZM107 122V123H108ZM121 122V121H120ZM129 122V123H130ZM176 122V121H175ZM195 122V123H196ZM255 122V124L257 123ZM45 123V122H44ZM59 123V122H58ZM56 123V124H58ZM82 123V122H80ZM96 123V122H95ZM102 123V122H100ZM106 123V124H107ZM111 123V122H110ZM113 123V122H112ZM115 123V122H114ZM118 123V122H117ZM132 122V126L134 124ZM174 123V122H173ZM172 123V124H173ZM183 123V121H182ZM185 123V122H184ZM254 123V122H252ZM3 124V123H2ZM71 124V123H70ZM84 124V123H82ZM104 125V120H103V123ZM137 124V123H136ZM166 124V123H164ZM163 124V126H164ZM199 124V123H198ZM264 124V122H263ZM60 125V123L58 124ZM68 125V124H67ZM75 125H76V121H75ZM78 125V123H77ZM95 125V124H94ZM108 125V124H107ZM113 125V124H112ZM115 125V124H114ZM113 125V126H114ZM119 125V124H118ZM147 125V124H144V126ZM167 125V124H166ZM182 125V124H181ZM187 125V124H186ZM194 125V124H193ZM207 125V126H208ZM261 125V124H260ZM259 125V128L261 127ZM4 126V125H3ZM2 126V127H3ZM79 126V125H78ZM82 126V125H81ZM100 126V124H99ZM110 126V125H108ZM113 126H110V130H114V129H111V127L113 128ZM116 126V125H115ZM123 126H128V122H127V125H123ZM132 126H131V130L129 129V131H132ZM140 126V125H139ZM137 126V129L138 127ZM157 126V125H156ZM174 126V125H172ZM206 126V127H207ZM242 126V125H241ZM56 127V126H55ZM66 127V126H64ZM68 127V126H67ZM72 127V125H71ZM75 127L77 126H74L72 127L71 129H75ZM83 127V126H82ZM95 127V126H94ZM101 127V126H100ZM117 127V126H116ZM120 127V125L118 126ZM129 127V126H128ZM150 127V126H149ZM179 127V126H178ZM185 127V126H184ZM245 127V126H244ZM263 127V126H262ZM8 129V127H6ZM51 128V129H50ZM58 128V129H57ZM56 129L57 130H60L59 127H57ZM81 128V127H80ZM84 128V127H83ZM82 128V130H83ZM87 128V127H86ZM123 128V127H122ZM121 128V129H122ZM126 128V127H124ZM123 128V129H124ZM134 128V126H133ZM144 128V127H143ZM147 128V127H145ZM144 128V129H145ZM152 128V127H151ZM159 128V127H158ZM162 128V127H161ZM171 128V127H170ZM176 128V127H175ZM249 128V126H248ZM252 128V127H251ZM55 129V128H54ZM70 129V128H69ZM100 129V128H99ZM104 129V128H103ZM117 129V128H116ZM127 129V128H126ZM166 129V128H165ZM173 129V128H172ZM183 129V128H182ZM206 129V128H205ZM261 129V128H260ZM63 130V129H62ZM68 130V129H67ZM108 130V129H107ZM136 130V129H135ZM146 130V129H145ZM149 130V129H148ZM147 130V131H148ZM152 130V129H151ZM155 130V129H154ZM153 130V131H154ZM167 130V129H166ZM186 130V129H185ZM193 130V129H192ZM208 130V129H207ZM242 130V129H241ZM75 131V130H74ZM78 131V130H77ZM116 131V130H115ZM164 131V130H163ZM179 131V130H178ZM200 131V130H199ZM245 131V130H244ZM256 131V129H255ZM68 132V131H67ZM114 132V131H113ZM128 132V131H126ZM150 132V131H148ZM184 132V130H183ZM208 132V131H207ZM248 132V131H247ZM251 132V131H250ZM264 132V131H263ZM4 133V132H3ZM64 133V134H63ZM77 133V132H76ZM82 133V131L80 132ZM92 133V132H90ZM89 133V134H90ZM94 133V132H93ZM104 133V132H103ZM119 133V132H118ZM138 133V132H137ZM140 133V132H139ZM162 133V131H161ZM159 133V135L161 134ZM180 133V132H179ZM182 133V131H181ZM185 133V132H184ZM201 132H199L200 134ZM210 134V132H208ZM252 133V132H251ZM79 134V133H78ZM85 134V133H84ZM112 134V132H111ZM122 134V133H121ZM125 134V133H124ZM129 134V133H127ZM140 138L142 140L143 143H145L144 145H146V147H149V140H148V136L150 133H147V132H143V133H140ZM156 135V133H154ZM158 134V133H157ZM167 134V133H165ZM192 134V133H191ZM253 134V133H252ZM256 134V133H255ZM264 134V133H263ZM36 135H40L41 136V140H43L44 138L46 139L45 141L43 140V142H45L44 145H35L33 144V140L36 139ZM67 135V133H66ZM102 135V133H101ZM108 135V134H106ZM105 135V136H106ZM131 135V134H130ZM151 135V134H150ZM184 134H182L181 136H183ZM187 135V134H186ZM202 135V134H201ZM211 135V134H210ZM222 135V134H221ZM220 135V137H221ZM260 135V134H259ZM95 136V135H94ZM103 136V135H102ZM112 136V135H111ZM110 136V137H111ZM124 136H127V135H124ZM168 136V135H167ZM171 136V135H170ZM177 136V135H176ZM180 136V135H179ZM199 136V135H198ZM206 136V135H205ZM226 136V135H225ZM253 136V135H252ZM256 136H258L256 134ZM255 136V137H256ZM264 136V135H263ZM44 137V138H43ZM77 137V136H76ZM75 137V138H76ZM85 137V136H83ZM108 137V136H107ZM113 137V136H112ZM132 137V135H131ZM156 137V136H155ZM154 137V139H155ZM163 137V136H162ZM189 137V136H188ZM192 137V136H190ZM261 137V136H260ZM43 138V139H42ZM48 138H49V141H50V138H53L54 140H56L58 143L54 144L53 146H50L51 144H49L50 142L48 141ZM68 138V136H67ZM80 138V136H79ZM124 138V137H123ZM122 138V139H123ZM126 138V137H125ZM159 138V137H158ZM167 138V137H166ZM177 138V137H176ZM174 138V139H176ZM187 138V136L185 137ZM195 138V137H194ZM203 138V137H202ZM224 138V137H223ZM78 139V138H76ZM94 139V138H92ZM104 139V138H103ZM115 139V138H114ZM136 139V136L135 138H130L123 142V145H124V148L123 150H125L124 152L127 153L128 151H134L133 149H135L137 147V144L136 142L134 141ZM153 139V138H152ZM170 138H168L167 140H169ZM173 139V140H174ZM184 139V137L182 138ZM188 139V138H187ZM197 139V138H196ZM195 139V141H197ZM217 139V138H216ZM214 137H204V142L205 144L207 143L208 145H212L214 147H218V141L216 140ZM219 139V138H218ZM250 139H251V136H250ZM258 139V138H257ZM256 139V140H257ZM37 140V139H36ZM40 140V141H41ZM84 140H86L84 138ZM109 140V139H108ZM159 140V139H158ZM166 140V141H167ZM171 140V139H170ZM193 140V139H192ZM225 140V139H224ZM52 141V140H51ZM115 141V140H114ZM139 141V140H138ZM157 141V140H156ZM164 141V140H163ZM193 141V142H195ZM228 141V140H227ZM233 141V140H231ZM245 141V139H244ZM259 141V140H258ZM1 142V141H0ZM104 142V141H103ZM108 142V141H107ZM116 142V141H115ZM122 142V141H121ZM189 142V141H188ZM198 142V141H197ZM218 142V143H217ZM248 142V141H247ZM255 142V140H254ZM55 143V142H54ZM68 143V142H67ZM77 143V142H76ZM139 143V142H137ZM158 143V142H157ZM161 143V142H160ZM159 143V144H160ZM187 143V142H186ZM223 143V142H222ZM221 143V144H222ZM229 143V142H228ZM233 143V142H232ZM73 144V143H72ZM117 145V143H114ZM152 144V143H151ZM167 144V143H166ZM176 144V143H175ZM198 144V143H197ZM200 144V143H199ZM203 144V143H202ZM220 144V143H219ZM231 144V143H230ZM229 144V145H230ZM258 144V143H256ZM255 144V145H256ZM262 144V143H261ZM149 145V146H148ZM172 145V144H171ZM170 145V146H171ZM187 145V144H186ZM185 145V146H186ZM196 145V144H194ZM228 145V144H227ZM246 145V144H245ZM251 144L249 143V146ZM2 146V145H1ZM119 146V145H118ZM156 146V145H155ZM176 146V145H175ZM174 146V147H175ZM188 146V145H187ZM190 146V145H189ZM234 146V145H232ZM248 146V145H247ZM121 147V146H120ZM169 147V146H168ZM173 147V148H174ZM221 147V146H220ZM142 148V147H141ZM140 148V149H141ZM151 148V146H150ZM165 148V146H164ZM178 148V147H177ZM180 148V146H179ZM178 148V149H179ZM182 148V147H181ZM187 148V147H186ZM190 148V147H188ZM195 148V146H194ZM198 148V147H196ZM207 148V146H206ZM204 148V149H206ZM213 148V147H212ZM224 148V147H223ZM236 148V147H235ZM245 148V147H244ZM256 148V147H255ZM2 149V148H1ZM145 149V148H144ZM147 149V148H146ZM203 149V148H202ZM219 149V148H218ZM227 149V148H226ZM237 149V148H236ZM258 149V147H257ZM257 149H253V155L254 157H257L258 156V151ZM4 150V149H3ZM2 150V152H3ZM87 150V149H86ZM156 150V149H154ZM183 150V149H182ZM212 150V149H211ZM225 150V149H224ZM233 151H235L234 149H232ZM238 150V149H237ZM6 151V150H5ZM4 151V152H5ZM120 151V149H119ZM137 151V150H136ZM187 151V150H186ZM191 151V149H190ZM202 151V150H201ZM199 151V152H201ZM206 151V150H205ZM249 151V150H248ZM261 151V150H260ZM263 151V150H262ZM8 152V151H7ZM81 152V153H80ZM89 152V151H88ZM135 152V151H134ZM133 152V153H134ZM142 152V151H141ZM147 151H145L146 153ZM158 152V151H157ZM194 152V151H193ZM192 152V153H193ZM214 152V151H213ZM242 152V151H241ZM246 152V151H244ZM118 153V152H117ZM122 153V152H121ZM130 153V152H129ZM128 153V154H129ZM132 153V152H131ZM138 153V151H137ZM144 153V154H145ZM183 153V152H182ZM185 153V152H184ZM190 152V154H192ZM195 153V152H194ZM203 153V152H202ZM205 153V152H204ZM221 153V152H220ZM229 153V152H228ZM262 153V152H261ZM264 153V152H263ZM115 154V153H114ZM143 154V155H144ZM157 154V153H156ZM178 154V153H177ZM177 154L174 152V150L171 149H165L163 150V154L161 155L162 156V160L163 161H166V163L168 162L170 167H171V170L173 172L172 176L174 178L175 181H180V179H178V171L180 169H182V159L179 160L178 159V156ZM222 154V153H221ZM238 154V153H237ZM241 154V153H240ZM110 155V154H109ZM159 155V154H157ZM156 155V156H157ZM187 155V154H186ZM203 155V154H202ZM210 158H215L216 155H214V153L210 152L209 151V154H207ZM206 155V156H207ZM5 156V155H4ZM140 156V155H139ZM155 156V157H156ZM197 156V154H196ZM222 156V155H221ZM231 156V155H230ZM242 156V155H241ZM240 156V157H241ZM249 157V155H247ZM92 157V156H91ZM111 157V155H110ZM114 157V155H113ZM117 157H118V154H117ZM149 157V155H148ZM186 157V156H185ZM192 157V156H191ZM203 157V156H202ZM201 157V158H202ZM226 157V156H225ZM228 157V156H227ZM95 158V157H94ZM137 158V157H136ZM151 158V157H150ZM153 158V157H152ZM160 158V157H159ZM200 158V159H201ZM231 158V157H230ZM244 158V157H243ZM259 158V157H258ZM88 159V158H87ZM120 159V158H118ZM122 159V158H121ZM133 159V158H131ZM155 159H158L155 158ZM184 159V158H183ZM187 159V158H186ZM190 159V157L188 158ZM196 159V158H195ZM198 159V158H197ZM206 159V158H205ZM220 159V158H219ZM246 159H248L246 157ZM94 160V159H93ZM99 160V159H98ZM98 160L96 159L95 161L98 162ZM117 160V159H116ZM140 160V159H138ZM192 160V159H191ZM230 160V159H228ZM255 160V159H254ZM259 160V159H258ZM128 161H129V158H128ZM127 161V162H128ZM142 161V160H141ZM201 161V160H199ZM206 161V160H205ZM216 161V160H214ZM220 161V160H219ZM222 161V160H221ZM244 161V160H243ZM252 161V160H251ZM250 161V163H251ZM264 161V160H263ZM93 162V161H92ZM125 162V161H124ZM185 162V161H184ZM192 162V161H191ZM195 162V160H194ZM198 162V161H197ZM224 162V161H222ZM235 162H236V158H235ZM254 162V161H253ZM256 162V160H255ZM90 163V162H89ZM123 163V162H122ZM121 163V165H122ZM130 163V162H129ZM128 163V165H129ZM149 163V162H147ZM157 163V162H156ZM165 163V162H164ZM165 163V164H166ZM208 163V162H207ZM213 163V162H212ZM240 163V161L238 162ZM242 163V162H241ZM246 163V162H245ZM117 164V163H116ZM115 164V165H116ZM124 164V163H123ZM131 164V163H130ZM138 164V163H137ZM158 164V163H157ZM160 164V163H159ZM194 164V163H193ZM205 164V163H204ZM237 164V163H235ZM243 164V163H242ZM126 164V166H128ZM132 165V164H131ZM139 165V164H138ZM152 165V164H151ZM184 165V164H183ZM199 165V163H198ZM203 165V164H202ZM217 165V164H216ZM229 165V164H228ZM255 165V164H254ZM125 166V165H124ZM153 166V165H152ZM156 166V165H155ZM118 167V166H117ZM119 167H120V164H119ZM136 167H138L136 165ZM144 166L142 164L139 165V168L136 172V184L139 185V186H142V185H146L148 184V181L149 178H148V167L150 168V165H146L145 167V170L143 168ZM159 167V166H158ZM196 167V166H195ZM198 167V166H197ZM204 167V166H203ZM208 167V166H207ZM216 167V166H215ZM245 167V165L243 166ZM133 168V167H132ZM130 168V169H132ZM153 168V167H152ZM150 168V169H152ZM155 168V167H154ZM188 168V166L186 167ZM199 168V167H198ZM209 168V167H208ZM227 168V167H226ZM225 168V169H226ZM235 167H233L232 169H234ZM264 168V167H263ZM109 169V168H108ZM149 169V170H150ZM160 169V168H158ZM168 169V168H167ZM195 169V168H194ZM205 169V168H204ZM224 169V168H223ZM241 169V168H240ZM105 170V169H104ZM118 170V169H117ZM134 170V169H133ZM154 170V169H153ZM166 170V168H165ZM164 170V171H165ZM192 170V169H191ZM210 170V169H209ZM208 170V171H209ZM109 171H111L109 169ZM126 171V170H125ZM128 171V170H127ZM162 171V170H161ZM182 171V170H181ZM194 171V170H193ZM202 171H205L202 169ZM211 171V170H210ZM213 171V170H212ZM211 171V172H212ZM236 171V170H235ZM114 172V171H113ZM122 172V171H121ZM124 172V171H123ZM130 172V171H129ZM134 172V171H133ZM175 172V174H174ZM184 172V171H183ZM207 172V171H205ZM198 173V172H197ZM130 174V173H128ZM162 174V173H160ZM164 174V173H163ZM182 174V172H181ZM187 174V173H186ZM185 174V175H186ZM189 174V172H188ZM193 174V173H192ZM208 174V173H207ZM236 174V173H234ZM152 176V172L150 174ZM157 175V174H156ZM67 176H69L71 178L70 181L67 180ZM129 176V175H128ZM181 176V175H180ZM189 176V175H188ZM205 176V175H204ZM208 176V175H207ZM226 176V175H225ZM68 177V178H69ZM117 177V176H116ZM119 177V176H118ZM158 177V176H157ZM212 177V175H211ZM215 177V176H214ZM217 177V176H216ZM224 177V176H223ZM126 178V177H125ZM186 178V177H185ZM203 178V176H202ZM226 178V177H224ZM132 179V177H131ZM159 179V178H158ZM214 179V178H213ZM217 179V178H216ZM232 179V178H231ZM240 179V178H238ZM118 180V179H117ZM154 180V179H153ZM219 180V179H218ZM155 181V180H154ZM160 181V180H159ZM163 181V180H162ZM161 181V182H162ZM171 181V179H170ZM174 181V182H175ZM186 181V180H185ZM204 181V180H203ZM209 181V180H208ZM212 182V179L210 180ZM227 181V180H226ZM235 181V180H234ZM168 182V181H167ZM189 182V181H188ZM223 182V181H222ZM229 182V181H228ZM125 183V182H124ZM129 183V181H128ZM151 183V182H150ZM149 183V184H150ZM157 183V181H156ZM159 183V182H158ZM171 183V182H170ZM173 183V182H172ZM178 183V182H177ZM185 183V182H184ZM218 183V182H217ZM220 183V182H219ZM240 183V182H239ZM123 184V183H122ZM148 184V185H149ZM176 184V183H175ZM228 184V183H227ZM131 185V183H130ZM129 185V186H130ZM151 185V184H150ZM154 185V184H153ZM160 185V184H159ZM170 185V184H169ZM206 185V183H205ZM224 185V184H223ZM128 186V185H127ZM125 186V187H127ZM161 186V185H160ZM167 186V185H166ZM133 187V186H132ZM152 187V186H151ZM178 187V186H177ZM181 187V186H180ZM179 187V188H180ZM185 187V186H184ZM197 187V186H196ZM206 187V186H205ZM213 187H214V184H213ZM228 187V186H227ZM121 188V187H120ZM123 188V187H122ZM142 188V187H141ZM150 188V187H148ZM153 188V187H152ZM183 188V187H181ZM186 188V187H185ZM215 188V187H214ZM214 188H212L214 190ZM218 188V187H217ZM226 188V187H225ZM209 189V188H208ZM120 190V189H119ZM135 190V189H134ZM151 190V189H150ZM165 190V188H164ZM170 190V189H169ZM177 190V189H176ZM175 190V191H176ZM202 190V189H201ZM210 190V189H209ZM228 190V189H226ZM139 191V189H138ZM149 190L145 191L144 193V196L145 198L147 197L149 199L150 195L148 193ZM167 191V190H166ZM181 191V190H180ZM198 191V190H197ZM218 191V189H217ZM233 191V190H232ZM74 193V192H82L84 193L85 195V198L80 201L79 200V203H75V204H70L68 206L64 205V201L68 199V197L70 196L71 193ZM121 192V191H120ZM123 192V191H122ZM131 192V191H130ZM150 192V191H149ZM153 192V190H152ZM155 192V191H154ZM201 192V191H200ZM221 192V191H220ZM226 192V191H225ZM231 192V191H230ZM163 193V192H162ZM182 193V192H181ZM199 193V192H198ZM197 193V194H198ZM213 193V191H212ZM215 193V191H214ZM77 194V193H75ZM121 194V193H120ZM136 194V193H135ZM169 194V193H168ZM83 195V196H84ZM124 195V194H123ZM122 195V196H123ZM137 195V194H136ZM163 196V194H161ZM165 195V194H164ZM184 195V194H183ZM187 195V194H186ZM230 195V194H229ZM143 196V195H142ZM141 196V197H142ZM161 196V197H162ZM180 196V195H179ZM182 196V195H181ZM209 196V195H208ZM233 196V195H232ZM175 197V196H173ZM186 197V196H185ZM193 197V196H192ZM202 197V196H201ZM206 197V196H205ZM235 197V196H234ZM132 198V197H131ZM140 198V197H139ZM197 198V197H196ZM223 198V197H222ZM226 198V197H225ZM70 199V198H69ZM128 199V198H127ZM144 199V198H143ZM152 199V198H151ZM177 199V198H176ZM180 199H182L180 197ZM195 199V198H194ZM122 200V199H120ZM124 200V199H123ZM129 200V199H128ZM138 200V199H137ZM147 200V199H146ZM173 200V199H172ZM179 200V199H178ZM186 200V199H185ZM202 200V199H201ZM218 200V199H217ZM49 201V203L51 205H54V208H50L48 211L45 210V206H44V202H47ZM70 201V200H68ZM131 201V200H130ZM152 201V200H151ZM166 201V200H165ZM200 201V200H199ZM132 202V201H131ZM169 202V201H168ZM207 202V200L205 201ZM145 203V202H144ZM171 203V202H170ZM219 203V202H218ZM121 204V203H120ZM119 204V205H120ZM155 204V203H154ZM175 204V203H174ZM50 205V206H51ZM56 205V206H55ZM170 206V204H168ZM179 205V204H178ZM202 205H204V203H202ZM201 205V206H202ZM121 206V205H120ZM156 206V205H155ZM208 206V205H207ZM126 207V206H125ZM131 207V206H130ZM177 207V206H176ZM179 207V206H178ZM203 207V206H202ZM123 208V207H122ZM162 208V206H161ZM181 208V207H180ZM204 208V207H203ZM211 208V207H210ZM130 209V208H129ZM183 209V208H182ZM12 211V213H16V218L23 216L25 217V224L23 226H18L15 222V226L14 227H10V225L8 224V221L5 217H7L8 213L10 214V212ZM151 210V209H150ZM160 210V208H159ZM158 210V211H159ZM218 210V209H217ZM127 211V209H126ZM149 211V210H148ZM153 211V210H152ZM155 211V210H154ZM165 211V210H164ZM173 211V210H172ZM206 211V210H205ZM230 211V210H229ZM131 212L130 210L128 211V213ZM215 212V211H214ZM225 212V211H224ZM228 212V211H227ZM127 213V212H126ZM132 213V212H131ZM185 213V211H184ZM213 213V212H212ZM125 214V213H124ZM158 214V212H157ZM218 214V212L216 213ZM222 214V213H221ZM228 215V213H226ZM160 215V214H159ZM179 215V214H178ZM187 215V213L185 214ZM226 215V216H227ZM15 216V215H14ZM18 216V217H17ZM215 216V215H214ZM220 216V215H219ZM225 216V215H224ZM13 217V216H12ZM130 217V216H129ZM163 217V215H162ZM170 217V216H169ZM174 217V216H173ZM183 217V216H182ZM217 217V216H216ZM125 218V217H124ZM213 218V217H212ZM211 218V220H212ZM21 219V218H20ZM24 219V218H23ZM163 219V218H162ZM68 220V221H69ZM166 220V219H164ZM174 220V219H173ZM179 220V219H178ZM69 221V223H70ZM217 221V220H216ZM71 222V223H72ZM165 222V221H164ZM163 222V224H164ZM175 222V221H174ZM214 222V221H213ZM70 223V225H71ZM79 223V222H78ZM77 223V224H78ZM124 224V223H122ZM137 224V223H136ZM212 224V223H211ZM12 225V224H11ZM74 225V224H73ZM82 225V224H81ZM126 226V224H124ZM122 225V226H124ZM130 225V224H129ZM132 225V224H131ZM176 225V224H175ZM182 225V224H181ZM72 226V225H71ZM79 226V225H78ZM129 227V226H128ZM169 227V226H168ZM72 228V227H71ZM123 228V227H122ZM220 228V227H219ZM75 229V228H74ZM127 229V228H125ZM124 229V230H125ZM129 229V228H128ZM176 229V228H175ZM118 230V229H117ZM122 230V229H121ZM132 230V229H131ZM184 230V229H183ZM71 231V230H70ZM119 231V230H118ZM176 231V230H175ZM193 231V230H192ZM68 232V231H67ZM107 232V231H106ZM121 232V231H120ZM128 232V231H127ZM71 233V232H70ZM105 233V232H104ZM192 233V232H191ZM74 234V233H73ZM103 234V233H102ZM101 234V235H102ZM67 235V234H66ZM76 235V234H75ZM189 235V234H188ZM192 235V234H191ZM102 237H104L102 235ZM72 238V237H71ZM67 239V238H66ZM70 239V237H69ZM103 240V238H101ZM107 239V238H106ZM76 240V239H74ZM78 240V238H77ZM192 240V239H191ZM22 241V240H21ZM66 241V240H64ZM70 241V240H69ZM68 241V242H69ZM73 241V240H72ZM188 241V240H187ZM40 242V241H39ZM45 242V240H44ZM122 242H123V239H122ZM121 242V243H122ZM17 243V242H16ZM100 243V242H99ZM108 243V241H107ZM35 244V243H34ZM33 244V245H34ZM69 244V243H68ZM73 244V243H72ZM80 244V243H79ZM111 244V243H110ZM130 244V243H129ZM216 243H214L215 245ZM12 245V244H11ZM38 245V244H37ZM48 245V246H49ZM67 245V244H66ZM85 245V246H86ZM214 245H207V246H201L197 251L196 253H194L191 257H189L187 260L189 259H192L194 257H213L215 255V253H211V248L214 246ZM17 246V245H16ZM84 246V245H83ZM37 247V246H36ZM42 247V246H40ZM67 247V246H66ZM121 247V246H120ZM14 248V247H13ZM33 248V247H31ZM72 248V247H71ZM221 248L225 251V254H226V262L227 264H241L238 260V256H237V251H235L234 249H231L227 244H222ZM176 249V248H175ZM178 249V248H177ZM13 250V249H12ZM16 250V249H14ZM50 250V251H51ZM64 250V249H63ZM103 250V249H102ZM195 250V249H194ZM222 250V252H224ZM19 251V250H18ZM62 251V250H61ZM177 251V250H176ZM17 252V251H16ZM32 252V251H31ZM63 252V251H62ZM65 252V251H64ZM178 252V251H177ZM33 253V252H32ZM58 253V254H59ZM109 253V252H108ZM0 254V255H1ZM27 254V253H26ZM30 254V253H29ZM57 254V255H58ZM62 254V253H61ZM106 254V253H105ZM5 255V256H6ZM15 255V254H14ZM36 256V257H40L39 255L37 254H33V256ZM54 255V254H53ZM74 255V254H73ZM112 255V254H111ZM118 255V254H117ZM209 255V256H208ZM4 256V257H5ZM8 256V255H7ZM11 257V255H9ZM31 256V257H33ZM79 256V255H78ZM2 257V255H1ZM75 257V256H74ZM87 257V256H85ZM185 257V256H184ZM183 257V258H184ZM42 258V257H41ZM216 258V257H215ZM221 258V256H220ZM224 258V257H223ZM35 259V257H34ZM64 259V258H63ZM217 259V258H216ZM222 259V258H221ZM7 260V259H6ZM10 260V259H8ZM27 260V259H26ZM36 260V259H35ZM66 261V260H65ZM220 261V260H219ZM223 261V260H221ZM225 261V260H224ZM46 262V261H45ZM84 262V261H83ZM103 262V261H102ZM154 262V261H153ZM195 263V262H194ZM200 263V262H199ZM198 263V264H199ZM210 263V262H209ZM222 263V262H221ZM23 264V263H22ZM30 264V263H29ZM113 264V263H112ZM146 264V263H145ZM189 264V263H188Z\"/></svg>", "mask_w": 264, "mask_h": 264}]
</instances>
